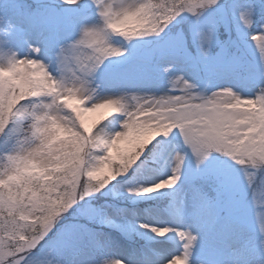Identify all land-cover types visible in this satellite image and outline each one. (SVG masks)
<instances>
[{"label":"clouds","instance_id":"1","mask_svg":"<svg viewBox=\"0 0 264 264\" xmlns=\"http://www.w3.org/2000/svg\"><path fill=\"white\" fill-rule=\"evenodd\" d=\"M51 3L79 10L66 35L52 42L44 27L18 42L26 29L3 16L16 4L0 3V264H82L79 255L65 259L62 222L83 208L100 211L95 198L108 196L145 153L161 148L169 174L159 182L172 190L169 205L161 216L136 221L145 244L127 256L106 251L115 242L103 232L81 236L98 253L94 264H138L149 254L153 264H264V0L230 4L259 71L250 92L212 71L218 26L201 18L223 8L221 0H205L195 13L185 11L187 0ZM184 14L194 17L201 38L193 53L180 54L181 37L171 26ZM153 43L176 50L159 66L157 82L103 75L134 47ZM231 54L238 71L227 75L246 72L248 60L237 49ZM87 116L95 117L91 125ZM189 159L227 201L224 227L205 231L190 221L200 209L193 203L188 211L182 188ZM159 243L172 248L152 246Z\"/></svg>","mask_w":264,"mask_h":264},{"label":"rangeland","instance_id":"2","mask_svg":"<svg viewBox=\"0 0 264 264\" xmlns=\"http://www.w3.org/2000/svg\"><path fill=\"white\" fill-rule=\"evenodd\" d=\"M16 2L27 5L32 14L31 22L22 25L26 31L17 33L16 40L18 42H22L26 36L35 39L36 31L34 29L36 27L47 29L45 35L48 40L46 42L54 41L57 36L66 35L70 20L79 11L71 5L57 6L51 3V0H16ZM221 3L225 5L223 8L212 9L201 18L202 21L211 19L218 26L219 44L213 51L219 52V55L215 58L212 71L218 73L222 83H234L250 92L255 83L259 82L260 77L254 64V58L248 48L249 38L232 22L231 0H228L227 3L225 0H221ZM44 4L49 5V7L44 9L42 7ZM12 11L13 8L9 9L8 13L10 14ZM193 20L194 17L184 14V17L178 18L179 23L171 26V30L174 33H179L183 40L180 54L195 51ZM222 20H227V24L222 23ZM232 49H237L242 53L250 66L246 72L228 76L227 73L238 71L236 57L231 54ZM173 54H176V50L171 44L139 45L126 53L127 60L110 65L105 69L103 75L111 77L120 74L131 82L147 79L155 83L160 76L159 66L167 63V57ZM85 119L86 123L91 125L95 117L87 116ZM147 153L151 156L141 157V161L138 162L140 167L135 172H130L119 182H114L116 187L110 186L108 196L95 198L93 203L100 208V211H97L96 208H83L79 215L69 216L67 221L62 222V239L59 241V246L65 250V259L70 260L74 255H79L82 264H94L98 253L85 248L84 243H81L80 238L85 234L90 237L95 233L103 232L115 242L111 249H106V251L110 250L118 256H127L133 249H139L145 244L144 239L137 235L136 230H133L136 221L163 215L162 209L169 205L172 199V190L169 189L139 197L124 192V184L126 183L137 182L148 185L156 180L166 178L169 174L164 163L165 154L162 148ZM147 158L151 160H147ZM183 173L182 188L187 193L188 211H192L191 205L193 203L197 204L200 209L198 214L190 217V221L205 231L213 225L224 227L227 217L222 209L228 207L227 201L219 199L216 190L203 182V173L194 170L190 159L184 167ZM204 204H207L208 207L204 208ZM180 215L183 219L184 211ZM105 219L111 220L112 223H104ZM126 232L130 234L131 239L125 238L123 233ZM152 246L164 250L172 248L170 243H159Z\"/></svg>","mask_w":264,"mask_h":264},{"label":"snow or ice","instance_id":"3","mask_svg":"<svg viewBox=\"0 0 264 264\" xmlns=\"http://www.w3.org/2000/svg\"><path fill=\"white\" fill-rule=\"evenodd\" d=\"M14 2L16 6L13 8V11L10 14L9 13L3 14V16L5 19L11 21L13 24L18 25L20 28H22L23 24L31 22L32 14L29 12L27 5L20 4L16 2V0H14ZM204 6H205V0H187V3L185 5V11L187 13H195L198 11L199 8H203ZM200 38L201 37L195 31L194 36H193L194 42L196 43L197 40ZM180 42H181V45H183L182 37L180 38ZM165 71H167V69H165ZM177 159H182V158H177ZM176 170L177 171L180 170L178 165L176 167ZM163 179H167V177ZM159 180H156L152 182L151 184H156V186L160 190H164L165 189L164 185L160 183ZM151 184L144 185V184H140L137 182H132L130 183V190L128 194L139 197L140 196L139 193L141 192V190H143V192H146V193H152V188L150 186ZM203 207L207 208L208 205L204 204ZM104 223L110 224L112 223V221L105 219ZM136 228H137V225L133 228V230H136ZM153 261H154V257L151 254H149V255H146L140 258L138 264H153Z\"/></svg>","mask_w":264,"mask_h":264},{"label":"trees","instance_id":"4","mask_svg":"<svg viewBox=\"0 0 264 264\" xmlns=\"http://www.w3.org/2000/svg\"><path fill=\"white\" fill-rule=\"evenodd\" d=\"M144 156L149 157V156H151V155H149L148 153H146ZM70 218H72V217H70ZM65 221H67V219H66ZM63 222H64V221H63Z\"/></svg>","mask_w":264,"mask_h":264}]
</instances>
